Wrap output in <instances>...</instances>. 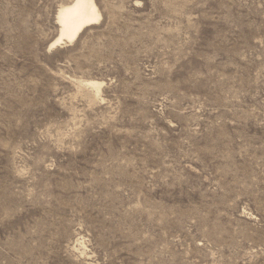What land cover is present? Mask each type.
Returning <instances> with one entry per match:
<instances>
[{
  "label": "rangeland",
  "instance_id": "rangeland-1",
  "mask_svg": "<svg viewBox=\"0 0 264 264\" xmlns=\"http://www.w3.org/2000/svg\"><path fill=\"white\" fill-rule=\"evenodd\" d=\"M70 1L0 0V264H264V0Z\"/></svg>",
  "mask_w": 264,
  "mask_h": 264
},
{
  "label": "bare ground",
  "instance_id": "bare-ground-1",
  "mask_svg": "<svg viewBox=\"0 0 264 264\" xmlns=\"http://www.w3.org/2000/svg\"><path fill=\"white\" fill-rule=\"evenodd\" d=\"M102 12L96 0H72L63 3L56 16L59 35L51 43L50 49L65 42H73L88 27L97 25L102 19ZM86 84L100 93L102 82L89 80Z\"/></svg>",
  "mask_w": 264,
  "mask_h": 264
}]
</instances>
